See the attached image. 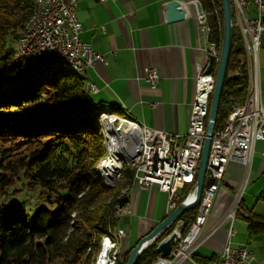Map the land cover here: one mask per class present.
<instances>
[{"label": "trees", "instance_id": "16d2710c", "mask_svg": "<svg viewBox=\"0 0 264 264\" xmlns=\"http://www.w3.org/2000/svg\"><path fill=\"white\" fill-rule=\"evenodd\" d=\"M199 1L211 13L210 38L222 48V0ZM34 7L35 0H0V189L9 197L17 195L0 203V264H93L102 236L122 223L119 209L135 187V170L124 166L116 185L107 184L98 171L97 164L106 155L98 123L101 104L85 76L54 64L57 72H47L39 68L41 63L15 60V44ZM217 8L218 16L213 13ZM244 53L241 34L234 27L227 69L231 76L224 83L215 129L246 98ZM218 65L214 63L213 69ZM113 112L126 114L118 106ZM124 188L128 190L123 192ZM26 190L34 194V211L18 198ZM257 199L264 200V192ZM196 211L181 215L184 230ZM248 214L244 219L249 236L264 233V215L252 209ZM133 247L120 253L119 264L127 262ZM159 256L156 246H150L136 264H151ZM193 259L210 264L216 257L194 253Z\"/></svg>", "mask_w": 264, "mask_h": 264}, {"label": "crops", "instance_id": "0c3cea01", "mask_svg": "<svg viewBox=\"0 0 264 264\" xmlns=\"http://www.w3.org/2000/svg\"><path fill=\"white\" fill-rule=\"evenodd\" d=\"M167 1L169 0H80V38L89 42L105 58L97 59L87 69L85 77L89 84L93 82L97 85V91H92V94L101 106L125 105L128 113L142 124L185 134L192 115L195 76L198 66L208 63L209 53L200 29L195 0H182L186 16L172 22H167L164 17ZM147 66L158 69L160 79L155 86L144 78ZM258 70L262 72L260 90L264 105V45L258 50ZM263 145L262 140L256 142L248 167L236 160L228 163L204 225V233H208L220 221L236 201L242 188L240 185L246 179L247 197L244 194L241 196L242 206L233 221L236 235L231 239L233 245L247 243L255 251L256 255L250 264H264L259 255L264 252V233L250 237L247 222L243 224L237 219H244L243 214H248L251 210L245 200L251 201L264 192ZM129 194L133 212L138 213L142 202L143 212L141 215L127 216L125 223L129 228V238L124 243L125 248L122 246L123 238L121 239L122 252L131 247L132 225L136 224L140 240L144 232L148 234L152 229L155 220L162 221L164 216L166 218L165 204L156 208L154 202L155 197L166 198L164 192L156 187H134ZM255 213L264 215L260 211ZM230 226L231 220L227 219L194 253L199 257L215 256L216 260H212L210 264L216 263L227 242ZM182 264L203 263L188 259Z\"/></svg>", "mask_w": 264, "mask_h": 264}, {"label": "built area", "instance_id": "2783aa9c", "mask_svg": "<svg viewBox=\"0 0 264 264\" xmlns=\"http://www.w3.org/2000/svg\"><path fill=\"white\" fill-rule=\"evenodd\" d=\"M80 0H57L53 8H48L40 24H36L24 53L42 60H61L66 64L81 65L85 71L94 65L97 59L105 60L104 56L95 50L89 42L80 38L82 24L78 18V3ZM197 0H195L196 3ZM234 24L239 29L245 48L243 63L248 66V90L244 102L234 107L225 123L215 129L210 147L205 185L191 225H186L181 215L155 237L148 240L146 249L158 241L176 233L172 251L169 256H159L151 264H182L192 259L195 249L209 238L227 219L231 224L235 220L240 207L241 193L236 201L222 216L221 220L204 233V225L210 215L216 194L224 179L228 163L236 160L246 167L251 162L255 144L258 140L264 142V105L262 103L258 72V50L264 45V0H232ZM218 16V8L213 11ZM211 13L197 12L200 29L209 55L218 63L221 46L210 38L211 28L208 17ZM43 39V41H41ZM208 63L199 65L196 73V89L192 104V115L185 134L172 133L146 125L145 140L146 162L137 180L136 187L158 190L166 194V216L177 206L186 201H192L196 196V180L203 145L206 137V127L211 106V100L216 83L217 69L206 71ZM145 80L155 86L160 79L158 69L146 67ZM94 83L92 91H97ZM113 132L115 147L121 148L129 155L131 144L130 131L116 125L115 116ZM109 121L108 117H103ZM264 155V145L262 147ZM156 165L160 169V178L146 179V169ZM245 181L242 188H245ZM133 212V211H132ZM249 214H246L248 216ZM126 220L118 227V238L128 235ZM166 233L165 236H163ZM235 229H229V237ZM105 243H101L102 248ZM100 253V254H101ZM255 251L246 243L233 245L227 242L221 252L217 264H250ZM216 264V263H214Z\"/></svg>", "mask_w": 264, "mask_h": 264}, {"label": "bare ground", "instance_id": "6f19581e", "mask_svg": "<svg viewBox=\"0 0 264 264\" xmlns=\"http://www.w3.org/2000/svg\"><path fill=\"white\" fill-rule=\"evenodd\" d=\"M55 2H57V0H35L34 10L17 40V42H19V47H17V51H16L17 61H24L31 65H36L41 63L38 61V57L30 58V55L28 53H24V50L28 45L29 36L31 35V31L33 30L34 26H36V24H40V22L44 17L45 11L48 8H53V3ZM231 7H232L233 27H236V25L234 24L232 0H231ZM52 62L54 63L55 66H62L69 68L80 76H85L86 74L85 69L81 65L66 64L64 62H61V60H53ZM89 86L92 91V88H94V83L91 82ZM118 107L124 113H126L123 114L124 116L115 114L113 112V106H103L104 109L100 112L101 114H100V118L98 119V123L101 127L102 137L105 142L107 154L99 160L97 164V169L100 172V174L103 176L107 184L116 185L118 180H120L123 175L124 166L126 165L130 166L135 170L134 181L136 187L137 180L140 177L141 170L146 162V144L144 143L145 140L144 129H146V125L140 123L137 119L132 117L128 113V110L125 107V105H120ZM111 112H113L114 114H110ZM112 116H115V123L117 120H119V123L117 124L118 126L127 128L130 131L131 144L129 148V155L126 154L121 148L115 147V137L113 132L114 117ZM103 117H108L109 121L104 120ZM153 178H160V169L156 165H149L147 166L146 169V179H153ZM132 189L133 188H131L129 192ZM243 189L244 188H241L240 192H242ZM127 190L128 188H124L123 192H126ZM132 211L133 210L131 207V195H130L128 203L125 206L121 207L119 210L120 221L124 223L127 216L132 215ZM122 223L119 227H122ZM117 234H118V229L115 231L114 230L109 231L102 236L100 240V248L94 256L93 264H119L120 253H122L120 246V241L122 238H118ZM101 243H105L104 247L102 248V253H101Z\"/></svg>", "mask_w": 264, "mask_h": 264}, {"label": "water", "instance_id": "95a60500", "mask_svg": "<svg viewBox=\"0 0 264 264\" xmlns=\"http://www.w3.org/2000/svg\"><path fill=\"white\" fill-rule=\"evenodd\" d=\"M196 4L198 7V11L202 12L203 8L201 2L197 0ZM222 4H223V14H224V38L221 48L219 65L216 72L215 88L212 95L211 106L207 121L206 137L203 145L202 155L199 164V172L196 180V196L192 201H186L180 203L177 206V208L173 210L168 216H166V218L163 219L151 232H149L146 236L140 239L138 243L132 248L129 259L125 264H136L140 255L143 253V251L146 250L148 240L152 239L153 237H155L157 233H160L165 228H167L173 220H175L185 211L195 208L200 202L205 185L208 157L212 143V137L215 132L221 95L225 80L231 76L228 75V70H227L231 49H232L233 32H234L231 0H222ZM185 16H186V11L183 7L182 0H169L166 2L164 8V17L167 22L182 20L185 18ZM43 61H47V60H42L41 63ZM213 67H214V57L212 55H209L206 71L207 72L213 71ZM175 237H176V233H173L169 237L164 238L159 242L157 246V251L162 256L167 257L170 255Z\"/></svg>", "mask_w": 264, "mask_h": 264}, {"label": "rangeland", "instance_id": "374dc122", "mask_svg": "<svg viewBox=\"0 0 264 264\" xmlns=\"http://www.w3.org/2000/svg\"><path fill=\"white\" fill-rule=\"evenodd\" d=\"M41 41H43V39H41ZM17 47H19V42H17L16 44H15V55H14V58H15V60H16V51H17ZM17 61V60H16ZM19 62H24V61H19ZM26 63V62H25ZM26 64H28V63H26ZM31 65V64H30ZM39 66V68L41 69V70H46L47 72H57V69L54 67V65H53V62L51 61V60H47V61H43L40 65H38ZM257 74H258V76H259V81H261V76H262V72H260L259 70H258V72H257ZM263 101H264V96H263ZM104 108H103V106L100 108V112L103 110ZM120 109V108H119ZM121 110V109H120ZM110 114H114L113 112H111ZM115 114H117V113H115ZM119 123V120H117L116 121V125ZM259 141V140H258ZM257 141V142H258ZM106 154H107V149H106ZM121 180V179H120ZM239 184H241V182L239 183ZM240 186H242V184L240 185ZM16 187V185L15 186H13V187H11L10 189H14ZM241 193V196L244 194V195H246V192H245V188L243 189V191L242 192H240ZM10 195H12V194H10ZM34 194L33 193H28L27 192V190L26 191H22V192H20V194H19V196H18V198H20V199H22V200H26V206L28 207V208H31L32 209V211H34V209H33V207L35 206V202H34V200H33V198H32V196H33ZM258 195V194H257ZM16 197H17V195H16ZM16 197L15 196H10L9 197V195H8V193L7 192H5L4 190H2V189H0V203H2V202H5V201H9V199L12 201V200H14V199H16ZM243 197V196H242ZM246 197H247V195H246ZM242 201H243V199H241ZM242 201H240V204L242 203ZM246 201V205H248V208L249 209H252L253 211H255V212H263L264 213V200H258L256 197L255 198H253L251 201L250 200H245ZM154 202H155V206H156V208L157 207H163V205L165 204V207H166V198H163V197H161L160 199H159V197L158 198H156L155 197V199H154ZM156 208H155V210H156ZM120 210V209H119ZM121 212V211H120ZM142 212H143V202H142V208H141V205H140V209H139V211H138V215H141L142 214ZM132 214L133 215H135L136 214V212H132ZM136 214V215H137ZM250 215V214H249ZM248 215V216H249ZM132 216V215H131ZM243 216H245V217H248V216H246V214L245 215H243ZM237 217V216H236ZM126 218V217H125ZM222 218V217H221ZM236 219V218H235ZM219 220H221V219H219ZM237 221H239V222H242L243 224H246L245 222V220L244 219H241V218H238L237 219ZM161 222V220H155L154 221V224H153V227H152V229L151 230H149L148 231V233L149 232H151L159 223ZM231 227H233V224H231V226H230V228ZM234 228V227H233ZM140 229V228H139ZM139 229H138V232H139ZM235 229V228H234ZM135 232V233H134ZM137 226H136V224L133 226L132 225V230H130V238H132V240H130V246L131 247H133V246H135L137 243H136V240L138 239V236H137ZM129 235V234H128ZM147 235V233L146 232H144V234H142V236L140 237V239H142L144 236H146ZM234 236L236 235V233H234L233 234ZM234 236H233V238H234ZM232 237V236H231ZM127 238H129V236H127V237H125V238H123L122 240H123V244H122V246H123V248H125V246H124V243H125V241H126V239ZM139 240V239H138ZM162 240V238L158 241V244H159V242ZM231 242L232 243V239L229 237V233H228V237H227V242ZM226 242V243H227ZM225 243V244H226ZM158 244H157V246H158ZM225 244H224V246H225ZM247 244V243H246ZM155 245V244H154ZM156 246V245H155ZM173 246V245H172ZM224 246H223V248H224ZM157 248V247H156ZM122 251V250H121ZM161 255V254H160ZM260 257H261V259L264 261V252H261L260 254ZM162 256V255H161ZM192 259H193V256H192ZM218 262H216V264H217Z\"/></svg>", "mask_w": 264, "mask_h": 264}]
</instances>
